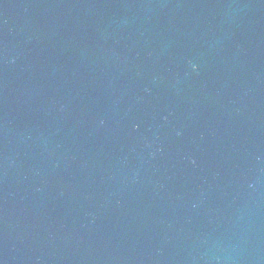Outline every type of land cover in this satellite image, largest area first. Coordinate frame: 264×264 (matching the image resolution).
<instances>
[{
	"label": "water",
	"instance_id": "obj_1",
	"mask_svg": "<svg viewBox=\"0 0 264 264\" xmlns=\"http://www.w3.org/2000/svg\"><path fill=\"white\" fill-rule=\"evenodd\" d=\"M0 264H264V0H0Z\"/></svg>",
	"mask_w": 264,
	"mask_h": 264
}]
</instances>
